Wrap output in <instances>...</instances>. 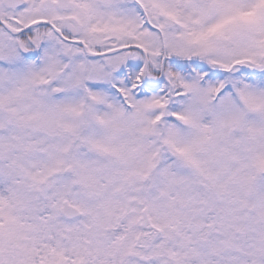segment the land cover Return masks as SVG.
Instances as JSON below:
<instances>
[{"label": "snow or ice", "instance_id": "obj_1", "mask_svg": "<svg viewBox=\"0 0 264 264\" xmlns=\"http://www.w3.org/2000/svg\"><path fill=\"white\" fill-rule=\"evenodd\" d=\"M0 264H264V0H0Z\"/></svg>", "mask_w": 264, "mask_h": 264}]
</instances>
